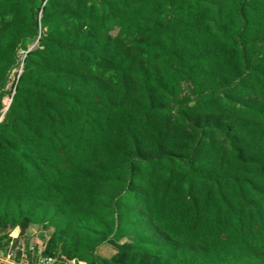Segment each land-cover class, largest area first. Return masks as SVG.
I'll list each match as a JSON object with an SVG mask.
<instances>
[{
	"label": "trees",
	"instance_id": "trees-1",
	"mask_svg": "<svg viewBox=\"0 0 264 264\" xmlns=\"http://www.w3.org/2000/svg\"><path fill=\"white\" fill-rule=\"evenodd\" d=\"M17 228L61 264H264V0H0Z\"/></svg>",
	"mask_w": 264,
	"mask_h": 264
},
{
	"label": "built area",
	"instance_id": "built-area-1",
	"mask_svg": "<svg viewBox=\"0 0 264 264\" xmlns=\"http://www.w3.org/2000/svg\"><path fill=\"white\" fill-rule=\"evenodd\" d=\"M13 232H16L18 234L17 239H19V237H20L19 235L21 232L20 228H17L14 231H12L10 233V238H12L11 236H12ZM17 239L12 238V240L9 242V246H7V248H6V252L4 253V255L3 254H2V256L0 255V264H30L28 258L21 257L23 255V251L26 254L25 245H23L21 243V244L17 245V247H15V245H16L15 240H17ZM0 251H2V249H0ZM38 262H39V264H61V262L55 258L38 257ZM74 264H75V262H74Z\"/></svg>",
	"mask_w": 264,
	"mask_h": 264
},
{
	"label": "rangeland",
	"instance_id": "rangeland-1",
	"mask_svg": "<svg viewBox=\"0 0 264 264\" xmlns=\"http://www.w3.org/2000/svg\"><path fill=\"white\" fill-rule=\"evenodd\" d=\"M20 54L22 55V56H24L25 55V53L24 52H20ZM15 72H17V71H15ZM12 81L15 79V76H12ZM10 86H11V84H10ZM10 100L8 99V98H6L5 99V104L8 106L9 104H10ZM16 232H13V234H12V238L13 239H17V233L15 234ZM15 234V235H14ZM20 236V235H19ZM39 236H41V235H39ZM35 239H37V238H35ZM23 245H25L24 243H22ZM6 248H7V246H5L4 244H3V246L2 247H0V249H2V251H0V255L2 256V254L4 255V253L6 252ZM25 252H26V254L24 253V251H23V255L21 256V257H25V258H28V260H29V257H30V262H33L34 263V258H35V256H37L36 255V253L34 252V249H32V252H31V254H28V253H30V252H28V251H26L25 250ZM99 252L101 253V255H103V256H105V257H108V256H110L113 252H114V250L112 249V247L111 246H109V245H105V246H103V247H101L100 248V250H99ZM33 256H34V258H33ZM38 258L36 257V261H35V264H39V262H38V260H37ZM32 264V263H31ZM71 264H74V261L73 262H71Z\"/></svg>",
	"mask_w": 264,
	"mask_h": 264
},
{
	"label": "crops",
	"instance_id": "crops-1",
	"mask_svg": "<svg viewBox=\"0 0 264 264\" xmlns=\"http://www.w3.org/2000/svg\"><path fill=\"white\" fill-rule=\"evenodd\" d=\"M23 243L26 245V243H25V241H23ZM35 252V251H34ZM36 257L38 258V256H35V258H34V256H33V258H34V263L33 262H30L31 260H30V257H29V263L31 264H35V261H36ZM38 260V259H37ZM79 264H85V263H82V262H79Z\"/></svg>",
	"mask_w": 264,
	"mask_h": 264
},
{
	"label": "water",
	"instance_id": "water-1",
	"mask_svg": "<svg viewBox=\"0 0 264 264\" xmlns=\"http://www.w3.org/2000/svg\"><path fill=\"white\" fill-rule=\"evenodd\" d=\"M36 46V45H35ZM35 46H33L31 49H33ZM20 74H21V71H20ZM8 109V108H7ZM3 119V117L1 118V120Z\"/></svg>",
	"mask_w": 264,
	"mask_h": 264
}]
</instances>
